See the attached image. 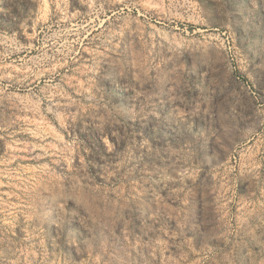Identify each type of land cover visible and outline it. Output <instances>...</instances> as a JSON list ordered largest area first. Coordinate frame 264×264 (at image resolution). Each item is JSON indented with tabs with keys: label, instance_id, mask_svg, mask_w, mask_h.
Listing matches in <instances>:
<instances>
[{
	"label": "rangeland",
	"instance_id": "obj_1",
	"mask_svg": "<svg viewBox=\"0 0 264 264\" xmlns=\"http://www.w3.org/2000/svg\"><path fill=\"white\" fill-rule=\"evenodd\" d=\"M0 264H264V0H0Z\"/></svg>",
	"mask_w": 264,
	"mask_h": 264
}]
</instances>
